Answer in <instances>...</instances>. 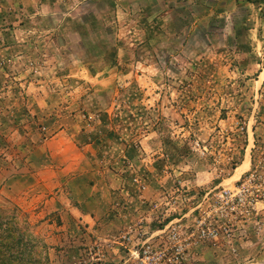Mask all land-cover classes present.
I'll return each instance as SVG.
<instances>
[{"label": "rangeland", "instance_id": "374dc122", "mask_svg": "<svg viewBox=\"0 0 264 264\" xmlns=\"http://www.w3.org/2000/svg\"><path fill=\"white\" fill-rule=\"evenodd\" d=\"M145 1L0 0L2 57H30L18 64L32 70L2 79L3 128L52 134L58 109L63 126L68 117L92 125L101 117L105 134L119 138L111 148L132 147L119 172L149 189L141 188L145 207L100 238L34 233L50 264H92L97 241L100 264H115L114 237L185 216L194 222L207 193L252 175L257 210L229 215L240 246L222 264H264V0ZM0 207L27 213L9 199Z\"/></svg>", "mask_w": 264, "mask_h": 264}, {"label": "crops", "instance_id": "0c3cea01", "mask_svg": "<svg viewBox=\"0 0 264 264\" xmlns=\"http://www.w3.org/2000/svg\"><path fill=\"white\" fill-rule=\"evenodd\" d=\"M146 1L149 8L154 3ZM126 12L129 13L130 8ZM12 44L17 47L13 41ZM2 52L0 49V91L3 90L1 81L8 74L19 79L31 77L32 73L29 66L23 69L18 64L20 60L29 63L30 57H2ZM101 82L104 84V80ZM43 103L37 107L41 108ZM1 106L2 101L0 111H3ZM57 113L53 119L60 124L63 118L59 109ZM2 116L0 112V141H3L0 154L7 160L0 161V198L9 199L26 211L37 234L51 240L97 239L118 229V223H128L138 209L145 207L141 201L144 198L141 188L146 190V186L140 185L142 181L139 184L128 182L123 175L125 170L120 173L117 167L125 160L134 159L130 155L132 147L122 140L121 153L114 150L113 146L120 145L119 138H113V133L105 134L101 117L97 116L95 125L86 121L78 124L68 117L65 119L68 125L58 124L52 134L43 135L20 129L10 133L3 128L6 120L3 121ZM112 154L116 158L120 156V161H112ZM145 192L149 193V189ZM186 217L180 219L192 225L194 222L184 220ZM234 245L240 246L235 239L233 247L224 244L198 246L189 264H222ZM115 249L111 252L110 263L119 260L114 258V252L121 251V257L124 256L121 248Z\"/></svg>", "mask_w": 264, "mask_h": 264}, {"label": "built area", "instance_id": "2783aa9c", "mask_svg": "<svg viewBox=\"0 0 264 264\" xmlns=\"http://www.w3.org/2000/svg\"><path fill=\"white\" fill-rule=\"evenodd\" d=\"M251 177L249 175L247 182L233 189H215L207 193L205 206L211 210L199 207L203 213L196 217L192 225L182 219H174L152 234L138 225L135 233L128 231L114 237L116 240L113 238L109 244H118L124 254L115 264H189L199 245H217L221 241L230 245L234 229L229 215L248 216L257 210L259 196L248 188ZM104 247L98 241L92 245L89 250L92 264L103 261Z\"/></svg>", "mask_w": 264, "mask_h": 264}, {"label": "trees", "instance_id": "16d2710c", "mask_svg": "<svg viewBox=\"0 0 264 264\" xmlns=\"http://www.w3.org/2000/svg\"><path fill=\"white\" fill-rule=\"evenodd\" d=\"M0 207V264H50L47 247L38 241L29 215Z\"/></svg>", "mask_w": 264, "mask_h": 264}]
</instances>
